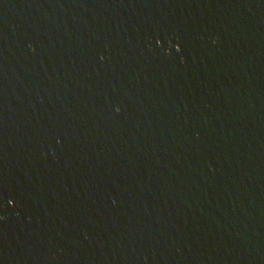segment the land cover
Segmentation results:
<instances>
[{"label":"water","instance_id":"water-1","mask_svg":"<svg viewBox=\"0 0 264 264\" xmlns=\"http://www.w3.org/2000/svg\"><path fill=\"white\" fill-rule=\"evenodd\" d=\"M0 264H264V0H0Z\"/></svg>","mask_w":264,"mask_h":264}]
</instances>
